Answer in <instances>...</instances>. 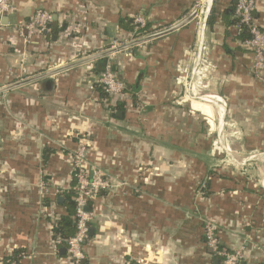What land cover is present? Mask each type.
I'll return each instance as SVG.
<instances>
[{
  "label": "crops",
  "instance_id": "obj_1",
  "mask_svg": "<svg viewBox=\"0 0 264 264\" xmlns=\"http://www.w3.org/2000/svg\"><path fill=\"white\" fill-rule=\"evenodd\" d=\"M201 1L14 0L0 27V264L14 252L25 256L20 264H71L52 233L63 195L43 198L39 184L72 190L69 155L80 144L111 183L91 206L85 264H220L204 222L217 226L222 248L242 253L240 264H264V187L211 148L230 141L233 157H264V65L258 78L230 35L234 0L209 1L211 29L197 17L173 29ZM38 10L64 30L28 44L8 31ZM137 15L152 34L170 31L113 52L131 40L118 20ZM253 17L264 32V0ZM99 59L127 86L121 116L94 89ZM202 61L210 67L194 87L202 97L190 99Z\"/></svg>",
  "mask_w": 264,
  "mask_h": 264
},
{
  "label": "built area",
  "instance_id": "obj_2",
  "mask_svg": "<svg viewBox=\"0 0 264 264\" xmlns=\"http://www.w3.org/2000/svg\"><path fill=\"white\" fill-rule=\"evenodd\" d=\"M210 0H203L198 2L192 13H195L193 18L197 17L198 24L202 25L205 18L210 11ZM256 0H237L233 16L235 19L234 28L239 35L242 30L246 31L248 38L245 40H238L240 46L249 52L252 56V72L255 76L260 78V70L264 65V32L256 25L253 17ZM15 11L14 0H0V27L4 28L1 21L4 17H8ZM53 22V17L50 13L38 10L27 22L13 25L8 30L13 32L16 39L28 44L35 36L49 31V24ZM135 24L141 28L146 24L142 16L134 17ZM204 27V26H203ZM149 36V35H146ZM130 42L134 39L130 36ZM128 42V43H130ZM116 47V46H115ZM126 50V49H125ZM127 56H130L128 53ZM205 62V61H203ZM193 79L191 77L190 81ZM96 84L101 86L104 93L108 95L110 102L105 104L113 106L117 100H121L127 92V86L119 79L117 74L112 69V64L109 60L105 62L102 72L98 75ZM208 97L204 96L203 98ZM211 97V96H209ZM202 98V99H203ZM209 99H219L209 98ZM220 101V100H219ZM109 111V109H107ZM89 149L85 144H80L69 156V166L73 177V202L74 215L73 222L75 226V233L64 241L66 256L71 264H83L85 254L83 246L88 240V224L92 219L91 206L96 202L99 194L111 187V183L105 177L102 170L88 160ZM204 182L200 185L204 189ZM41 196L58 197L60 193L55 190H50L44 182L39 184ZM218 228L211 222H204L203 237L206 246L212 250L215 256L219 259L220 264H240L242 260V253L240 251H228L220 246L218 239ZM56 244L62 242L61 239H55ZM21 258L25 256L20 254ZM9 264H16L11 262Z\"/></svg>",
  "mask_w": 264,
  "mask_h": 264
},
{
  "label": "trees",
  "instance_id": "obj_3",
  "mask_svg": "<svg viewBox=\"0 0 264 264\" xmlns=\"http://www.w3.org/2000/svg\"><path fill=\"white\" fill-rule=\"evenodd\" d=\"M230 9H231V12L233 13L235 6L232 3L230 5ZM229 15H231V14H227V11H225L221 14L220 17L222 19H226L229 17ZM216 20L217 19H216L215 13H214V9L211 7V9L208 13V16L206 18L205 24L209 29H211L212 26L215 24ZM227 25L230 28L232 27L230 29L231 30L230 35H232L234 37V39L243 41L246 38H248V34L244 30H242V32L239 35H237V31L234 28L235 20L233 23L228 22ZM52 26H53V22L51 24H49V26H48V28H49L48 33L49 34L57 36V34L59 32L64 30V26H62L60 28H54V29H52ZM118 26L122 31H124L125 33H128V35L132 36L134 39L152 34V31L149 30L150 25L148 23H146L144 25V27L141 28L138 24H135L134 17L133 18H120L118 20ZM103 62H104L103 59L98 60L95 72H97L99 74L102 72V70L104 68ZM94 89H95V91H97L98 95L102 98L101 100L103 101L104 106H105V104H108V102H110L108 95L104 93L101 86H98L97 84H95ZM123 107H124V101H120V100H117L115 102V104L111 107L106 106V108L109 109V112L113 115V117L116 115L115 111H123L124 110ZM71 155H72V153L69 156H71ZM72 181H73V177H72ZM207 181L208 180H206L204 182L205 187H206ZM73 186H74V182H73ZM73 186H72V189H73ZM205 187H204V189H205ZM59 193H60V195H63V202L61 203V206H63L65 208L66 212H65V215L61 216L58 220L53 222L52 233H53L55 239L59 238L62 240V242L59 245L65 247L64 241L67 238L71 237L75 233V226H74V222H73L74 202L72 200L74 193H73V190H70L68 192H59ZM43 198H45V196ZM18 254L19 253L14 252L13 255L3 259L1 263L2 264H9L11 262H15L16 264H20L21 257Z\"/></svg>",
  "mask_w": 264,
  "mask_h": 264
},
{
  "label": "rangeland",
  "instance_id": "obj_4",
  "mask_svg": "<svg viewBox=\"0 0 264 264\" xmlns=\"http://www.w3.org/2000/svg\"><path fill=\"white\" fill-rule=\"evenodd\" d=\"M210 70V67L206 62H203L200 64L195 65V70L194 73L197 74L195 79H192L188 85L186 86V91L185 95H187L190 99H201L202 96L198 95L195 91L194 87L201 88V86L204 84V80L207 79L208 71ZM214 101V100H212ZM215 111H217V107L215 106ZM220 130L223 129V126L219 127ZM218 128V129H219ZM211 134H214L216 132L215 129L211 130ZM222 132V131H221ZM221 134H224L222 132ZM210 137H212L210 135ZM237 145V144H236ZM236 145L233 144V142L230 141H214L212 142V150L215 152H223V150H226L228 154L224 155L222 157V165L226 166V168H230L234 170L236 168L237 171H242V170H248L250 171L251 174V179L254 180L258 185L261 184V186L264 187V157H233L231 153H229L233 149V147ZM221 154V153H220ZM261 166V167H260ZM261 169L258 171V169ZM244 177V175H243ZM200 186V185H199ZM264 189V188H263Z\"/></svg>",
  "mask_w": 264,
  "mask_h": 264
},
{
  "label": "water",
  "instance_id": "obj_5",
  "mask_svg": "<svg viewBox=\"0 0 264 264\" xmlns=\"http://www.w3.org/2000/svg\"><path fill=\"white\" fill-rule=\"evenodd\" d=\"M233 3H234V4H237V0H234ZM194 15H195V13L190 14L187 18H185V19L181 22V24L175 26L173 29L179 28V27L182 26L183 24L188 23V22L194 17ZM1 24H2V25H6V24H7V17H4V18L2 19ZM169 31H170V30H167V31H165V32H161V33H157V34H151V35L146 36V37H142V38H140V39H138V40H135V41H133V42H130V43L124 45L122 48H117V49L113 50V52H115L116 50L128 49V48L133 47V46H135V45H137V44H139V43H141V42H145V41H147V40H150V39L156 38V37H158V36H161V35H163V34L169 32ZM104 55H106V54H102L101 56H98V57H103ZM115 114H116V116H121L122 112H121V111H117ZM61 200H62V198L59 197V198H58V201L60 202ZM83 264H85V261H83Z\"/></svg>",
  "mask_w": 264,
  "mask_h": 264
},
{
  "label": "bare ground",
  "instance_id": "obj_6",
  "mask_svg": "<svg viewBox=\"0 0 264 264\" xmlns=\"http://www.w3.org/2000/svg\"><path fill=\"white\" fill-rule=\"evenodd\" d=\"M210 97H205L203 98V100H205L206 102H211V99H209Z\"/></svg>",
  "mask_w": 264,
  "mask_h": 264
}]
</instances>
